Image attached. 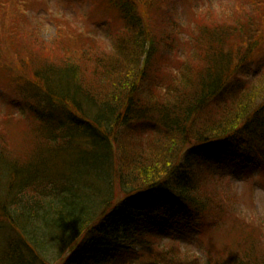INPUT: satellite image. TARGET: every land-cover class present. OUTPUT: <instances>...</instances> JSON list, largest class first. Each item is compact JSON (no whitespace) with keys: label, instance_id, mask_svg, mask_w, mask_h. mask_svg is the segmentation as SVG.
I'll list each match as a JSON object with an SVG mask.
<instances>
[{"label":"trees","instance_id":"obj_1","mask_svg":"<svg viewBox=\"0 0 264 264\" xmlns=\"http://www.w3.org/2000/svg\"><path fill=\"white\" fill-rule=\"evenodd\" d=\"M105 1L124 25L110 51L81 32L77 44L78 30L53 15L57 37L45 43L28 12L0 0V81L35 105V129L46 138L26 163L0 146V264H202L210 253L202 239L184 248L145 242L132 231L134 216L166 211L223 224L232 199L200 185L198 158L225 153L264 168V0H236V19L218 26L196 18L194 34L166 12L171 0ZM191 47L178 64L180 49ZM233 78L234 102L222 93ZM144 123L154 127L148 148L138 143ZM41 165L58 168L54 175ZM43 182L50 186L39 194ZM234 228L209 264H264V222Z\"/></svg>","mask_w":264,"mask_h":264},{"label":"rangeland","instance_id":"obj_2","mask_svg":"<svg viewBox=\"0 0 264 264\" xmlns=\"http://www.w3.org/2000/svg\"><path fill=\"white\" fill-rule=\"evenodd\" d=\"M171 1L169 6L171 12L170 10L167 11V9L166 12L171 16L174 14L173 18H175L179 26L191 24L193 34L197 30V22L199 21H196V18H200L202 22H207L212 27L221 25L224 20L235 17L234 7L237 4L236 0ZM14 2L19 7V12L22 11L23 14L28 12L29 18L32 19L30 22L37 24L42 38L48 41L45 43H51L57 37L56 24L50 19L52 15L61 17L57 20L71 24L74 29L78 30L77 44L83 42L80 39L84 38L79 33L81 32L90 38H97L98 43L106 47L108 51L111 50L114 44L115 35L120 33L124 27L122 16L115 12L105 0H14ZM240 9L242 10V8ZM193 13L199 16L196 17ZM245 17L251 22V17L247 16V14H245ZM61 26L63 27L61 33L68 36L66 30L69 26L65 27L64 24H61ZM159 28L165 32L162 27ZM167 34L169 35L170 33L167 32ZM60 37L64 36L60 35ZM182 37L186 39L188 37L193 38L192 34L189 36L183 34ZM60 40L62 43L70 42L69 38H60ZM77 44L71 48L72 53L75 55L82 51V47ZM100 45L98 44L99 47ZM41 48H45L49 52L62 53V51L47 47H37L35 50ZM191 52L192 47L189 50L181 48V58L178 64L187 63ZM40 56H45V53L42 52ZM253 65L246 73V78L248 79L254 77L255 72L258 70V65ZM175 70L174 76L176 78L180 77L181 73H178V68ZM11 77L14 80L16 79L15 76ZM3 78L8 81L5 75ZM229 81V87H225L222 93L231 101L236 96L239 84L238 78H233ZM16 87V84L12 87L0 81V146H7L12 158H20L19 160L22 163H26L27 161H33L35 155L40 154L45 149V145L43 144L41 132L35 129L36 120L31 112L32 106L35 105L33 103L28 104L18 98ZM234 101L235 98L233 99ZM141 127L142 132L138 143H143L148 148L153 135L147 133V128L151 127L153 130L154 127L149 123H144ZM135 137L136 139L138 138L137 135ZM43 138L46 139L45 137ZM61 159H63V156ZM198 160L201 161L200 185L203 187L208 186V189L212 190L211 186L215 184L222 193H228L229 195L227 196L234 200L233 204H231L232 200L226 203L227 207L230 206L228 208L229 217L223 224L208 222L207 218L199 219L200 222L171 218V215H166L167 212L165 211L157 214L155 212V217L153 214L150 216L135 215L134 222L136 224L132 231L141 239L143 238L145 242L156 241L168 244L172 240L185 246L193 244V241L202 239L210 253L206 252L207 255L203 256V259L200 258V261L202 264H209V261H211L209 255L216 259V256L222 252L223 246L228 244L226 242L229 236L237 234L236 231L238 229L234 228L235 224H238V228H240L245 220L256 225L264 222V168L254 162L250 164L235 162L231 157L226 156L225 153L213 160L205 157H200ZM38 166L39 162H36V168ZM40 168V170L50 169L55 175L58 167L51 168L50 165H41ZM207 175H213L211 180L206 178ZM44 184L45 182L37 187L41 189L39 194L46 193V188L50 186ZM32 192L35 193L36 189H33ZM30 198L34 197L26 196L24 199ZM119 199L122 200V197ZM160 200L161 197L159 195L154 197L156 206L161 205L159 203ZM143 246L144 244L135 246V250H139ZM188 250L193 253L196 248H188ZM117 261L118 259H115V262Z\"/></svg>","mask_w":264,"mask_h":264}]
</instances>
